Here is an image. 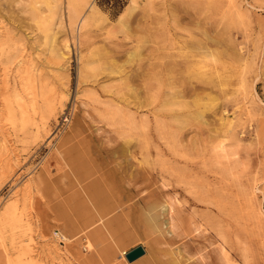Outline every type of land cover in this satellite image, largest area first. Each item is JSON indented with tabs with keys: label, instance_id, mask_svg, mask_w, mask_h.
Instances as JSON below:
<instances>
[{
	"label": "rangeland",
	"instance_id": "obj_1",
	"mask_svg": "<svg viewBox=\"0 0 264 264\" xmlns=\"http://www.w3.org/2000/svg\"><path fill=\"white\" fill-rule=\"evenodd\" d=\"M55 1L0 0V264H264V0Z\"/></svg>",
	"mask_w": 264,
	"mask_h": 264
},
{
	"label": "bare ground",
	"instance_id": "obj_2",
	"mask_svg": "<svg viewBox=\"0 0 264 264\" xmlns=\"http://www.w3.org/2000/svg\"><path fill=\"white\" fill-rule=\"evenodd\" d=\"M37 1V3H39V4H41L42 2H45L44 0H36ZM52 1H55V0H52ZM56 2V1H55ZM48 3V2H47ZM5 4V3H4ZM49 5H51L50 4V2H49ZM91 5V4H90ZM39 6H41V5H39ZM7 7H8V4H7ZM49 7H51V6H49ZM4 8V7H3ZM36 9V8H35ZM2 11V10H1ZM37 15H38V18H39V22L40 23H42V16L43 15H41V10L39 9V8H37ZM8 17V16H7ZM47 17V16H46ZM3 18V17H2ZM2 23V22H1ZM1 26V25H0ZM5 26V25H4ZM42 26V27H41ZM40 27H41V30L43 31V25H41ZM8 28V27H7ZM1 32H3V31H1ZM0 32V33H1ZM56 32H57V30H56ZM7 33H6V31H4V34L3 35H6ZM48 34H49V32H48ZM15 35V34H14ZM66 44V43H65ZM67 45V44H66ZM10 48L11 47H5V46H3L2 44H1V46H0V50H4V51H8V50H10ZM66 48V47H65ZM67 49V48H66ZM59 55V54H58ZM64 55V54H63ZM56 56H57V53H56ZM5 57V56H4ZM63 58V57H62ZM65 58V57H64ZM34 72V71H33ZM27 73V72H26ZM29 78V77H28ZM20 79H21V77H20ZM30 79V78H29ZM19 80V79H18ZM22 80V79H21ZM6 81V80H5ZM31 81V80H30ZM14 84V83H13ZM20 84V83H19ZM5 85V84H4ZM34 86H35V84H33ZM7 86H8V84H7ZM6 86V87H7ZM11 86V85H10ZM17 86V85H16ZM24 86H26V85H24ZM38 86V85H37ZM5 87V88H6ZM23 87V86H22ZM24 88V87H23ZM28 88V87H27ZM7 89V88H6ZM12 89H13V87H12ZM12 89H11V91H12ZM16 89V88H15ZM18 89V88H17ZM16 89V90H17ZM20 89H22V88H20ZM26 89V88H25ZM24 89V90H25ZM36 89H38V87H36ZM1 90V89H0ZM19 90V89H18ZM24 90H22V91H24ZM27 90H29V89H26V92H27ZM30 90H31V88H30ZM29 90V91H30ZM33 90H34V92L36 93L37 91H35V88L33 89V87H32V93H33ZM18 91H15V93H17ZM24 93V92H23ZM10 94V93H9ZM30 94V93H29ZM17 95V94H16ZM25 95H26V93H25ZM3 96V95H2ZM1 96V97H2ZM12 96H15V95H12ZM37 96V95H36ZM24 96H19V98L17 99V100H15V101H11V100H9V99H7L6 98V100H5V102H3L4 104H3V109H6V110H9V112H10V118H11V120H13V119H15V118H21V119H24L25 118V121H26V118L27 117H29V115L33 112H35L36 110H37V105H35V102H33V103H31V100H27L26 98H23ZM1 99V98H0ZM2 99H3V97H2ZM1 99V102L2 101H4V100H2ZM5 99V98H4ZM15 99H16V97H15ZM38 99V98H37ZM35 101H36V99H35ZM40 105V104H39ZM2 106V105H1ZM137 108V107H136ZM53 109V108H52ZM2 110V109H1ZM1 110H0V113H1ZM6 110H5V113H7L6 112ZM39 110V109H38ZM3 113H1V115H2ZM8 114V113H7ZM197 114H198V112H197ZM1 115H0V117H1ZM200 114H198V116H199ZM2 117H3V115H2ZM6 117H8L7 115H6ZM31 118V117H30ZM38 118V117H37ZM41 118V117H40ZM202 118V117H201ZM1 119H3V118H1ZM0 119V120H1ZM34 119V118H33ZM6 120H9V119H7L6 118ZM28 121H30V119L29 120H27L26 122H28ZM1 122H2V120H1ZM17 123V122H16ZM20 123V122H19ZM29 123V122H28ZM27 123V124H28ZM35 123V122H34ZM2 124V123H1ZM3 124H4V127L6 126L5 125V122H3ZM6 124H9V123H6ZM19 125V124H18ZM1 126V125H0ZM3 126V125H2ZM10 126V125H9ZM8 126V127H9ZM7 127V128H8ZM1 128V127H0ZM3 129V128H2ZM3 141V140H2ZM178 150V149H177ZM176 150V151H177ZM4 151V150H3ZM179 152V151H178ZM183 153V152H182ZM3 155V154H2ZM1 159V158H0ZM9 160V159H8ZM140 161V160H139ZM7 163V162H6ZM9 163V162H8ZM7 163V164H8ZM7 164L5 165V163H4V166H6V168H7ZM9 164H11V163H9ZM1 166V165H0ZM1 167H3V166H1ZM9 168V167H8ZM4 169V168H3ZM16 169V168H15ZM7 170V169H6ZM13 171V170H12ZM7 172V171H6ZM11 174V173H10ZM7 176V175H6ZM179 178H181V179H184L185 178V175H183L182 173H180L179 172ZM178 200V199H177ZM30 201V200H29ZM165 208V207H164ZM167 211V210H166ZM169 225V224H168ZM201 228V227H200ZM168 229H169V227H168ZM173 232V231H172ZM2 237H4V236H2ZM122 253H126L125 251H123Z\"/></svg>",
	"mask_w": 264,
	"mask_h": 264
},
{
	"label": "water",
	"instance_id": "obj_3",
	"mask_svg": "<svg viewBox=\"0 0 264 264\" xmlns=\"http://www.w3.org/2000/svg\"><path fill=\"white\" fill-rule=\"evenodd\" d=\"M145 253V250L142 246H136L126 253V258L128 261H133L138 257L142 256Z\"/></svg>",
	"mask_w": 264,
	"mask_h": 264
},
{
	"label": "built area",
	"instance_id": "obj_4",
	"mask_svg": "<svg viewBox=\"0 0 264 264\" xmlns=\"http://www.w3.org/2000/svg\"><path fill=\"white\" fill-rule=\"evenodd\" d=\"M53 236L58 241V243L63 244L65 242L66 237L62 233H60L59 231L54 230ZM124 254H126V253H124Z\"/></svg>",
	"mask_w": 264,
	"mask_h": 264
},
{
	"label": "crops",
	"instance_id": "obj_5",
	"mask_svg": "<svg viewBox=\"0 0 264 264\" xmlns=\"http://www.w3.org/2000/svg\"><path fill=\"white\" fill-rule=\"evenodd\" d=\"M144 254H145V253H144ZM144 254H143L142 256H144ZM142 256L138 257L137 259H135V260H133V261H128V260H127V263H129V264H130V263H134V262H136L137 260H139L140 258H142Z\"/></svg>",
	"mask_w": 264,
	"mask_h": 264
}]
</instances>
